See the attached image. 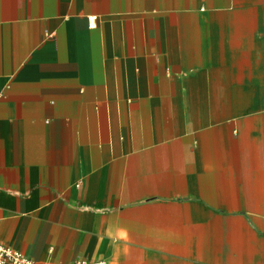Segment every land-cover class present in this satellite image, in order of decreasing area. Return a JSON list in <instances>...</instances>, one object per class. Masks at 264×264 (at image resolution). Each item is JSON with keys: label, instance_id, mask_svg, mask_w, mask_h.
I'll list each match as a JSON object with an SVG mask.
<instances>
[{"label": "crops", "instance_id": "1", "mask_svg": "<svg viewBox=\"0 0 264 264\" xmlns=\"http://www.w3.org/2000/svg\"><path fill=\"white\" fill-rule=\"evenodd\" d=\"M0 244L264 264V0H0Z\"/></svg>", "mask_w": 264, "mask_h": 264}, {"label": "built area", "instance_id": "2", "mask_svg": "<svg viewBox=\"0 0 264 264\" xmlns=\"http://www.w3.org/2000/svg\"><path fill=\"white\" fill-rule=\"evenodd\" d=\"M80 183L76 185L79 187ZM0 264H36L32 260L25 257L22 253L0 244ZM70 264H105L102 260L96 261H85V260H75Z\"/></svg>", "mask_w": 264, "mask_h": 264}]
</instances>
